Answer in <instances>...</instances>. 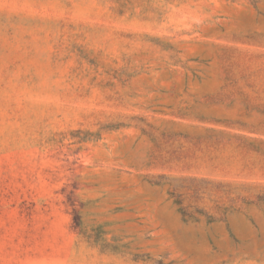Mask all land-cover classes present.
I'll return each instance as SVG.
<instances>
[{
    "label": "rangeland",
    "instance_id": "374dc122",
    "mask_svg": "<svg viewBox=\"0 0 264 264\" xmlns=\"http://www.w3.org/2000/svg\"><path fill=\"white\" fill-rule=\"evenodd\" d=\"M205 121L264 137V0H0V264H264V183L170 168Z\"/></svg>",
    "mask_w": 264,
    "mask_h": 264
},
{
    "label": "crops",
    "instance_id": "0c3cea01",
    "mask_svg": "<svg viewBox=\"0 0 264 264\" xmlns=\"http://www.w3.org/2000/svg\"><path fill=\"white\" fill-rule=\"evenodd\" d=\"M174 127L181 128L164 137L172 171L184 177L264 183V137L252 128L227 121Z\"/></svg>",
    "mask_w": 264,
    "mask_h": 264
}]
</instances>
